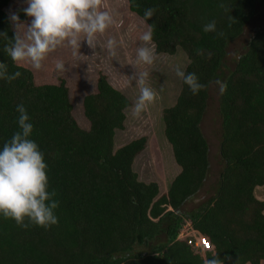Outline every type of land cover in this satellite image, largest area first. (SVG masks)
Instances as JSON below:
<instances>
[{
    "label": "trees",
    "instance_id": "1",
    "mask_svg": "<svg viewBox=\"0 0 264 264\" xmlns=\"http://www.w3.org/2000/svg\"><path fill=\"white\" fill-rule=\"evenodd\" d=\"M10 1L0 0V33L11 39ZM256 2L264 8V0H127L143 21L145 9H156L144 21L153 26L156 53L181 49L188 59L184 72L209 84L194 95L181 79L174 104L162 110L163 134L179 168L162 194L157 182L140 180L133 168L146 138L114 146L130 102L104 74L82 99L89 121L83 129L65 81L37 85L32 71L4 52L7 41L0 37V63L9 74L22 73L0 80V149L18 130L15 109L23 103L59 201V223L48 229L22 228L0 215V264H203L206 248L201 252L178 237L185 227L205 236L221 259L227 256L225 264L264 261V202L254 196L264 184V29L253 33L232 69H222L228 44L242 34ZM23 8L16 9L21 21L27 19ZM210 21L217 32L203 31ZM216 80L227 84L218 96V185L206 202L182 211L209 171L201 121Z\"/></svg>",
    "mask_w": 264,
    "mask_h": 264
},
{
    "label": "clouds",
    "instance_id": "2",
    "mask_svg": "<svg viewBox=\"0 0 264 264\" xmlns=\"http://www.w3.org/2000/svg\"><path fill=\"white\" fill-rule=\"evenodd\" d=\"M25 3L27 7L22 11L31 18L30 23L11 13L9 19L13 37L10 39L7 32L0 33V37L7 41L4 52L14 63L26 64L41 71L45 68V61L58 49H71L74 58L82 56L79 52L82 42L90 49L104 48L109 57L117 56L119 44L116 38L107 36L103 42L100 39L110 29L119 28L122 24L108 10L106 0H25ZM155 11L154 8L145 9L144 21L153 17ZM153 31V26L146 24V30L139 36L142 43L136 49V64L150 67L157 59ZM203 31L217 32L216 22L206 23ZM221 35L223 33H217V36ZM147 67L127 79L129 86L135 79L139 89L132 107L134 117H140L157 99V91L149 84ZM54 70L65 71L63 59L54 60ZM175 73L194 95L209 87L195 73H185L180 67H176ZM21 75L20 71L9 74L7 64L0 63V80L11 82ZM214 83L220 94H224L227 84L220 80ZM15 110L18 113V130L0 149V215L22 228L37 226L48 229L59 223L56 215L59 208V201L55 198L57 193L49 188L48 164L39 145L31 138L34 126L26 107L21 103ZM227 259V256L221 259L215 246L209 244L203 264H225Z\"/></svg>",
    "mask_w": 264,
    "mask_h": 264
},
{
    "label": "rangeland",
    "instance_id": "3",
    "mask_svg": "<svg viewBox=\"0 0 264 264\" xmlns=\"http://www.w3.org/2000/svg\"><path fill=\"white\" fill-rule=\"evenodd\" d=\"M108 10L114 15L117 21H122L119 28L110 29L101 41L107 36H113L118 41L117 56L109 57L107 51L102 47L90 49L82 42L79 50L82 56L74 58L71 49H58L45 61V68L36 71L26 64H20L29 68L34 77V82L39 84H57L64 80L68 87L69 99L72 104V114L83 129L89 128V121L84 116L82 99L88 94L95 92L98 74H104L108 81L120 90L129 100L130 104L125 108V120L122 129H117L114 135L115 148L120 147L129 141L145 137L146 143L133 162V168L142 181H155L159 185L160 194L167 190L168 183L173 176L175 165L173 164L171 148L163 134L162 110L174 104L181 88V79L176 76L175 69L180 67L184 71L188 59L181 49L174 54L156 53L157 59L154 64L147 67L143 64H136V49L141 45L139 36L146 30V23L128 8L127 0H106ZM18 7H27L25 0H12L6 6L5 11L10 16L16 13ZM17 14V13H16ZM29 17L24 22L30 23ZM13 27V26H12ZM264 29V8L257 2L252 18L246 24L242 34L228 44L227 54L224 60L223 71L234 67L236 58L245 51L250 37L256 30ZM63 59L65 71L54 70V60ZM147 67L150 73L149 84L158 93L155 103L149 105L140 115H132V107L135 104L139 89L135 79L131 85L127 79L135 76L137 71H143ZM219 89L215 83L210 87L208 106L201 121L202 132L209 143V151L212 155H219V142L221 137V122L218 111ZM213 160V159H212ZM218 167L215 160L212 161L211 175L217 179ZM209 181V182H208ZM209 179L204 184L203 193L194 196L185 202L182 211L194 208L206 202L211 195H205ZM204 198V200H203ZM203 201V202H202ZM264 264V262H263Z\"/></svg>",
    "mask_w": 264,
    "mask_h": 264
},
{
    "label": "crops",
    "instance_id": "4",
    "mask_svg": "<svg viewBox=\"0 0 264 264\" xmlns=\"http://www.w3.org/2000/svg\"><path fill=\"white\" fill-rule=\"evenodd\" d=\"M208 147H209V143H208ZM219 153V152H218ZM215 160V163H217L218 167L220 165H222L221 161H220V158H219V155L217 156V153L216 155H212L209 151V171H208V174H207V177L205 178V181L203 183V185L201 186L200 190L194 195L196 197V195H198V197L200 196L199 194L202 192L203 193V188L205 187L204 184L206 183L207 180L209 179H213V181L211 183H209L208 186V189H206V192H204L205 195L209 194L212 196L215 195V192H216V188H217V185H218V179H219V172H218V176H217V179L214 180V177L211 175V169H212V161ZM179 171V168L175 165V168H174V173H173V176ZM172 176V177H173ZM209 182V181H208ZM169 184V183H168ZM194 196H192L190 199H192ZM254 196L260 200V201H263L264 202V184L263 185H260V186H256L254 188ZM201 197V196H200ZM210 197V198H211ZM202 198V197H201ZM209 198V199H210ZM188 199V200H190ZM187 200V201H188ZM204 200V198H203ZM186 201V202H187ZM207 201V200H206ZM203 202V201H202ZM204 203V202H203ZM264 212V211H263ZM264 261L261 262V264H263Z\"/></svg>",
    "mask_w": 264,
    "mask_h": 264
},
{
    "label": "built area",
    "instance_id": "5",
    "mask_svg": "<svg viewBox=\"0 0 264 264\" xmlns=\"http://www.w3.org/2000/svg\"><path fill=\"white\" fill-rule=\"evenodd\" d=\"M178 237L182 238V239L187 238L188 242L195 249H197V250L199 249L201 252H203L204 249L207 248L208 245L210 244L205 236H203L202 234L198 233L195 230H189V229H187V227H185L184 229H182L179 232Z\"/></svg>",
    "mask_w": 264,
    "mask_h": 264
}]
</instances>
